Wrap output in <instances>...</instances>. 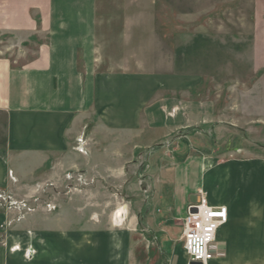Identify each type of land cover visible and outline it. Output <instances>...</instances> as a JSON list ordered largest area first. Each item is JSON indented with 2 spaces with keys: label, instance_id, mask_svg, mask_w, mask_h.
<instances>
[{
  "label": "crops",
  "instance_id": "obj_1",
  "mask_svg": "<svg viewBox=\"0 0 264 264\" xmlns=\"http://www.w3.org/2000/svg\"><path fill=\"white\" fill-rule=\"evenodd\" d=\"M97 4L0 0V36L17 38L24 47L21 61L0 55V192H35L36 197L33 210L22 215L17 208L0 206V264H189L181 240L182 218L199 190L209 205L227 209L209 264H264L261 157L213 153L188 159L185 154L173 168L167 189L153 185L150 196L143 194L141 204L120 225L111 219L98 226L93 217L84 218L81 207L53 200L54 195L80 198L86 184L67 176H85L106 164L96 143L102 129L110 130V146L118 143L122 131L137 132V138L132 136L108 158L120 165L126 181L128 165L137 150L147 146L142 142L150 133L195 127L200 118L208 121L214 113L210 99L180 95L185 88L193 92L200 78L182 85L183 76L175 71L135 72L128 55L123 65L110 66L113 71H100L102 65L89 49L121 45H101ZM130 30L128 39L117 40L125 50L133 46ZM89 125L95 129L85 152ZM44 179L50 182L37 189L47 194L41 203L43 196L31 190V184ZM90 179L98 181L96 175ZM59 184L63 188L57 189ZM48 203L56 209H49Z\"/></svg>",
  "mask_w": 264,
  "mask_h": 264
},
{
  "label": "rangeland",
  "instance_id": "obj_2",
  "mask_svg": "<svg viewBox=\"0 0 264 264\" xmlns=\"http://www.w3.org/2000/svg\"><path fill=\"white\" fill-rule=\"evenodd\" d=\"M97 14L101 45L109 46L113 42L114 46H123L117 40L128 39L130 29L133 34V48L89 49V53L96 54V64L102 65L100 71H113L110 66L115 62L123 65L128 55L135 72L170 74L175 71L183 76L182 85H186L183 81L188 83L190 79L200 78L202 82L193 92L185 88L180 95L210 99L214 113L208 121L202 122L200 118L201 123L195 127L178 128L166 134L150 133L142 142L147 146H140L128 165L126 181L120 165L108 158L132 136L137 138V132L122 131L116 137L118 143L110 146V130L102 129L96 143L101 146L100 160L106 164L85 176H67L79 185L86 184L85 193L80 198L54 195L55 202L65 200L81 207L85 219L93 217L98 226L104 227L122 206L125 207L123 221L127 219L129 211L141 204L143 194L150 196L154 186L167 189L173 168L179 166L178 160L185 154L188 159L213 153L223 158L264 159V0H98ZM124 29L126 33H122ZM19 41L0 36V55L21 61L24 47ZM163 44L176 48H159ZM194 45L206 47L192 48ZM93 129L95 126L89 125L85 131V152L89 150ZM226 146L235 149L226 152ZM91 175L98 177L95 184ZM46 182L50 181L44 179L31 184V190L44 189ZM56 188L63 187L59 184ZM39 194L43 196H39L42 203L47 194ZM131 194L138 195L131 198ZM8 195L9 205L14 204L22 212L36 204L35 192L32 195L26 191L21 194L10 191ZM51 205V209H56L55 204Z\"/></svg>",
  "mask_w": 264,
  "mask_h": 264
},
{
  "label": "built area",
  "instance_id": "obj_3",
  "mask_svg": "<svg viewBox=\"0 0 264 264\" xmlns=\"http://www.w3.org/2000/svg\"><path fill=\"white\" fill-rule=\"evenodd\" d=\"M198 199L189 202L182 218L181 240L188 262L197 264H209L214 258L213 244L216 239L218 228L227 221V209L225 206L209 205L203 191L199 190ZM10 196L0 192V206L4 208H15L11 206ZM49 209L53 206L45 204ZM24 208V205H23ZM21 206V209H23ZM33 210L26 207L25 212ZM22 215V210H18Z\"/></svg>",
  "mask_w": 264,
  "mask_h": 264
},
{
  "label": "bare ground",
  "instance_id": "obj_4",
  "mask_svg": "<svg viewBox=\"0 0 264 264\" xmlns=\"http://www.w3.org/2000/svg\"><path fill=\"white\" fill-rule=\"evenodd\" d=\"M125 211V207L122 206L119 209L116 210V212L113 214V220L114 224L120 225L122 224L123 218H122V213Z\"/></svg>",
  "mask_w": 264,
  "mask_h": 264
},
{
  "label": "water",
  "instance_id": "obj_5",
  "mask_svg": "<svg viewBox=\"0 0 264 264\" xmlns=\"http://www.w3.org/2000/svg\"><path fill=\"white\" fill-rule=\"evenodd\" d=\"M189 264H197V263H194V262H190Z\"/></svg>",
  "mask_w": 264,
  "mask_h": 264
}]
</instances>
